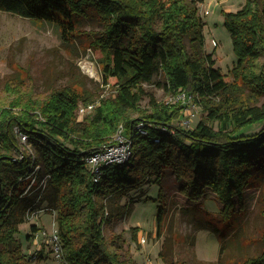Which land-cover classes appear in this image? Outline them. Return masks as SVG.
I'll use <instances>...</instances> for the list:
<instances>
[{
	"label": "trees",
	"instance_id": "16d2710c",
	"mask_svg": "<svg viewBox=\"0 0 264 264\" xmlns=\"http://www.w3.org/2000/svg\"><path fill=\"white\" fill-rule=\"evenodd\" d=\"M203 2L0 0V10L56 25L63 40H70L79 19L95 12L103 29L92 46L101 53L105 84L116 79L115 98L103 99L83 120L76 114L83 98L75 90H54L41 102L9 88L0 103V264H32L37 256L25 253L16 237L37 209L27 189L37 166V176L46 178L39 193L58 212L66 264H136L123 259L114 238L105 235L106 200L122 199L146 182L161 183L167 169L182 178L180 192L189 200L202 199L211 188L224 204V218L235 209V197L241 202L244 190L263 176L264 0L223 10L237 55L227 73L205 47ZM156 76L173 94L185 92L202 104L206 120L186 129L174 124L181 102L141 106L144 84ZM260 122L258 131L243 133ZM118 132L132 142V156L104 166L96 180L85 157ZM247 264H264V253Z\"/></svg>",
	"mask_w": 264,
	"mask_h": 264
},
{
	"label": "rangeland",
	"instance_id": "374dc122",
	"mask_svg": "<svg viewBox=\"0 0 264 264\" xmlns=\"http://www.w3.org/2000/svg\"><path fill=\"white\" fill-rule=\"evenodd\" d=\"M245 3L246 0H204L200 4L205 47L216 66L226 73L235 65L237 55L223 10L236 11ZM75 24L70 40H63L59 28L52 23L0 10V103L10 96L9 88H18L41 102L62 88L81 94L79 104L98 102V107L103 99L115 98L116 79L110 78V83L105 84L101 53L92 46L101 36L102 24L95 12ZM144 88V108L153 101L181 102L182 115L175 125L192 129L200 120H206L208 111L202 104L193 98L178 99L159 76L145 83ZM94 111L79 115L76 109L77 118L83 120ZM187 118L192 121L184 127L181 122ZM262 124H252L242 131H258ZM21 143L35 155L31 144L25 139ZM28 180L27 189L34 192L37 209L20 224L16 237L25 253H37L32 264H66L55 256L52 243L47 241L54 228L58 230V212L43 200L45 193H39L42 178ZM181 184L182 178L167 169L161 183L146 182L122 199L106 200L104 232L107 238H114L123 259L131 258L136 264H247L264 253V174L244 190L241 202L235 197L236 207L230 218L222 216L224 204L211 188L194 202L180 192ZM37 223L40 234L28 239L31 225ZM44 230L47 234L42 237Z\"/></svg>",
	"mask_w": 264,
	"mask_h": 264
},
{
	"label": "built area",
	"instance_id": "2783aa9c",
	"mask_svg": "<svg viewBox=\"0 0 264 264\" xmlns=\"http://www.w3.org/2000/svg\"><path fill=\"white\" fill-rule=\"evenodd\" d=\"M209 11V8L204 11V13H207ZM215 43V40H214ZM188 97L186 96L185 92H181L178 94V99H182L183 101H186ZM98 105V102H89L86 104H79L77 111L79 115H84L86 113L92 112ZM184 114L185 111H184ZM191 118H187L183 120L182 126L188 127L191 123ZM117 136V137H116ZM115 136V138L108 143L103 144L99 148L92 150L90 154H88L85 157V160L87 164L89 165L91 171L95 175V179L97 180L100 176L101 169L110 164L114 163H123L127 161L132 156V142L130 139L122 136L120 132ZM38 166L36 167V170L29 176L33 178L34 180L37 179V171ZM41 178V176H40ZM40 182V181H39ZM46 184V178H42L40 186H45ZM36 235H39L40 233L37 231L35 233ZM47 231H43L42 237L46 236ZM143 240V238L141 239ZM37 241V237H36ZM44 241V240H43ZM49 243H52V251L54 252L56 257L63 258V245L62 241L60 239L59 233L57 228H54V233L49 236V239L47 240ZM39 244V242L37 241ZM41 248V245L39 244V248Z\"/></svg>",
	"mask_w": 264,
	"mask_h": 264
}]
</instances>
